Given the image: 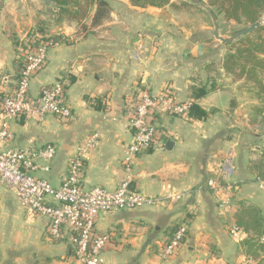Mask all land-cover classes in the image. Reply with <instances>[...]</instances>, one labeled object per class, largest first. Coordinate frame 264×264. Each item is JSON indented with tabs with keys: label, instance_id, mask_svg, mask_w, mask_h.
Returning a JSON list of instances; mask_svg holds the SVG:
<instances>
[{
	"label": "crops",
	"instance_id": "0c3cea01",
	"mask_svg": "<svg viewBox=\"0 0 264 264\" xmlns=\"http://www.w3.org/2000/svg\"><path fill=\"white\" fill-rule=\"evenodd\" d=\"M103 1L107 17L94 25L95 5L86 18L58 22L49 0H0V100L13 88L18 41L53 33L59 45L33 77L30 94L63 78L72 115L67 121L18 118L10 123L12 141L2 149L54 145V159L46 170L39 163L35 176L57 187L78 146L95 135L83 166L85 188L113 191L128 181L132 190L161 200L98 216L95 231L109 239L104 264H264V102L224 71L228 45L216 40L199 7ZM165 87L179 101L193 100L206 117H160L155 145L135 156L126 172L132 95ZM195 88L206 94L194 98ZM231 148L236 170L215 196L206 182L219 179L217 167ZM169 194L181 197L165 199ZM220 200L228 201L226 208ZM179 226L186 227L185 242L162 260L159 252ZM232 227L242 231L238 238ZM46 229L45 218L20 206L15 189L0 187V264H80L72 248L52 242Z\"/></svg>",
	"mask_w": 264,
	"mask_h": 264
},
{
	"label": "built area",
	"instance_id": "2783aa9c",
	"mask_svg": "<svg viewBox=\"0 0 264 264\" xmlns=\"http://www.w3.org/2000/svg\"><path fill=\"white\" fill-rule=\"evenodd\" d=\"M58 43L52 36L35 33L18 41L13 88L0 100V187L15 189L20 206L34 216L45 218L48 238L54 243H67L80 264H104L103 253L109 239L107 235L95 231L98 216L152 207L160 204L161 200L132 190L128 181L122 182L113 191L99 186L85 188L82 185L83 166L96 146L95 135L85 138L78 146L68 161L66 177L57 187L35 176L39 163L44 164L43 169L46 170L54 159V145L36 147L30 144L20 149H2V145L12 141L10 123L18 118L29 117L40 122L47 116L61 121L71 118V111L65 103L68 84L63 78L43 86L36 96L30 94L33 77L46 67L49 50ZM136 56L133 55V58ZM193 106V100L179 101L171 87H165L156 94L145 90L132 95L128 123L132 139L125 147L122 159L126 172H130L135 156L148 152L155 145L160 117L186 118ZM235 170V152L231 148L217 167L219 179L208 180L207 189L216 196L228 186ZM259 187L264 190V181ZM180 197L169 194L165 199ZM219 202L220 208L228 205L227 200ZM241 233L237 227L230 228V234L235 238ZM185 239L186 227H177L162 246L160 258H172Z\"/></svg>",
	"mask_w": 264,
	"mask_h": 264
},
{
	"label": "trees",
	"instance_id": "16d2710c",
	"mask_svg": "<svg viewBox=\"0 0 264 264\" xmlns=\"http://www.w3.org/2000/svg\"><path fill=\"white\" fill-rule=\"evenodd\" d=\"M56 10L55 20L62 17L80 20L86 17L90 7L95 5L92 24L97 25L107 17V4L103 0H49ZM132 5L156 7L169 5L170 0H130ZM186 3V2H184ZM209 7L216 9L215 13H223L227 19L234 22L252 25L261 21L264 16V0H212ZM63 41V40H62ZM231 50L224 58L223 69L235 79H244L253 85L255 96L264 102V27L256 28L236 42L228 45ZM206 93L202 89H192V96L200 98ZM99 109V106H97ZM101 109V108H100ZM193 119L203 120L206 114L197 106L190 111Z\"/></svg>",
	"mask_w": 264,
	"mask_h": 264
},
{
	"label": "rangeland",
	"instance_id": "374dc122",
	"mask_svg": "<svg viewBox=\"0 0 264 264\" xmlns=\"http://www.w3.org/2000/svg\"><path fill=\"white\" fill-rule=\"evenodd\" d=\"M200 2H202L205 6H207L213 13L214 15L216 16V20H217V23H218V26L220 25V36L221 37H224V38H229L231 36H233L235 33L239 32L240 30L250 26V25H247L245 23H241V24H238L236 22H234L232 19L228 20L226 15H224L223 13H215L216 9L214 7H209L210 3L212 0H199ZM185 2V1H184ZM183 0H170V3L169 5L171 6H177V4H179V6H182V5H191V3L187 2L184 3ZM195 6V5H194ZM164 7V6H162ZM161 8V7H160ZM200 9V8H199ZM203 11V10H202ZM192 16H196L195 14H193ZM86 18V17H85ZM261 21L264 20V16L262 18H260ZM87 21H85L86 23ZM208 24H210V27H211V30H213L212 28V24H211V21L210 19L208 18ZM260 27H264V23L262 25H260ZM259 28V27H258ZM253 32V31H252ZM251 33V32H250ZM249 33V34H250ZM52 36L53 33H52ZM240 39V38H239ZM217 40V39H216ZM237 41V40H236ZM235 41V42H236ZM234 43V42H233ZM231 50L228 48V53L230 52ZM134 56H136V53L133 54ZM240 81H242L241 85L246 88L247 85L249 84L250 87L249 88H252L253 85L249 82H246L244 79H240ZM254 89V88H253ZM257 98V97H256ZM258 99V98H257ZM264 100V99H263ZM262 101V100H261ZM260 101V102H261Z\"/></svg>",
	"mask_w": 264,
	"mask_h": 264
},
{
	"label": "water",
	"instance_id": "95a60500",
	"mask_svg": "<svg viewBox=\"0 0 264 264\" xmlns=\"http://www.w3.org/2000/svg\"><path fill=\"white\" fill-rule=\"evenodd\" d=\"M197 7H199L201 10H203L205 12V14L208 16V18L211 21L212 24V28H213V34L214 37L221 42L222 44L225 45H230L233 42H235L236 40H238L239 38L249 34L250 32L254 31L256 28L260 27V25H262L264 23V20L256 22L242 30H240L239 32L235 33L233 36L229 37V38H224L221 37L219 34V26L216 20V16L214 15V13L207 7L205 6L202 2H200L199 0H185Z\"/></svg>",
	"mask_w": 264,
	"mask_h": 264
}]
</instances>
